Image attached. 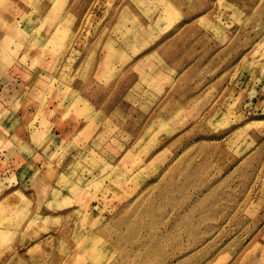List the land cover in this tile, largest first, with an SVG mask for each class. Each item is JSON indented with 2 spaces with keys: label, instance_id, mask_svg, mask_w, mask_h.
Instances as JSON below:
<instances>
[{
  "label": "rangeland",
  "instance_id": "374dc122",
  "mask_svg": "<svg viewBox=\"0 0 264 264\" xmlns=\"http://www.w3.org/2000/svg\"><path fill=\"white\" fill-rule=\"evenodd\" d=\"M48 1L0 0V264H264V0L128 42L131 0Z\"/></svg>",
  "mask_w": 264,
  "mask_h": 264
},
{
  "label": "crops",
  "instance_id": "0c3cea01",
  "mask_svg": "<svg viewBox=\"0 0 264 264\" xmlns=\"http://www.w3.org/2000/svg\"><path fill=\"white\" fill-rule=\"evenodd\" d=\"M13 5H15L17 9V14L20 16L24 15L25 17H28L27 19L30 20L27 25L40 26L42 23H44V18L47 15L48 11L51 8V3L48 0H38V3H33V0H9ZM129 4L130 0H126ZM187 5H189L190 0H186ZM133 3L134 8L138 11V14L133 13L129 11V6L122 12V20H130L132 21L133 25L135 27L132 28H126L124 33H122L124 40L128 42L131 38H133L134 41L139 37V32L143 27H161L165 24V26L170 25V22L165 19L162 15L163 11L167 8L171 11V7L169 5V2L167 0H148V2L141 3L140 1ZM177 4L180 6L181 2L180 0H176ZM193 3V1H192ZM166 7V8H165ZM173 7V6H172ZM63 8V7H62ZM174 8V7H173ZM178 8V7H177ZM15 11V10H14ZM13 11V12H14ZM179 15V14H178ZM0 16L2 18H5L6 25L2 26L3 23H0V26L6 27L5 29H2L0 27V42L8 36V27L9 25H22V18L18 17L14 21L11 20L12 14H7V12L0 13ZM194 16V15H193ZM197 18V17H195ZM193 19V17H192ZM41 21V22H39ZM195 20H190L189 22L192 23ZM189 24V23H188ZM150 34V31L148 35ZM42 40V39H41ZM26 42V41H25ZM28 42V41H27ZM124 42V41H123ZM133 42V41H132ZM127 47H131L132 45L125 44ZM137 46H132L131 49H136ZM144 59L146 63L150 66V70L154 71L153 78L156 79L159 76V60L158 57L160 55L157 53V51L154 49L148 53H146L144 56ZM137 68V67H136ZM155 69V70H154ZM142 73V71H141ZM2 117V115H1ZM3 118V117H2ZM2 122H4V118L1 119ZM4 127H0V129L3 130ZM48 136H51L48 134ZM55 137H58V135L54 134ZM48 148H46L42 153H47ZM41 165V164H40ZM36 167V166H35ZM39 167V166H38ZM42 167V166H41ZM259 257V256H258Z\"/></svg>",
  "mask_w": 264,
  "mask_h": 264
}]
</instances>
